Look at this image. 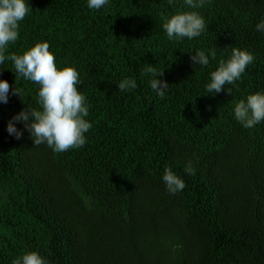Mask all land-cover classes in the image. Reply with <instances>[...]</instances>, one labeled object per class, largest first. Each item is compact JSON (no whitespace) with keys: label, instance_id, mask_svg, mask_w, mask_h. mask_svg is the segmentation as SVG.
<instances>
[{"label":"trees","instance_id":"1","mask_svg":"<svg viewBox=\"0 0 264 264\" xmlns=\"http://www.w3.org/2000/svg\"><path fill=\"white\" fill-rule=\"evenodd\" d=\"M28 3L7 54L48 42L58 67L79 72L92 128L82 148L62 153L34 145L19 122L15 139L8 122L39 109V85L15 82L11 61L0 65V79L22 91L0 103V264L27 251L50 264H264V121L244 128L234 118L237 102L264 93L256 29L264 0H206L198 9L184 0H108L99 10L87 0ZM193 10L206 30L168 40L162 17ZM234 47L253 63L235 85L207 93ZM197 51L209 55L207 66L193 64ZM149 64L164 71V99L149 86ZM125 78L137 87L121 92ZM166 168L186 184L175 195Z\"/></svg>","mask_w":264,"mask_h":264},{"label":"clouds","instance_id":"2","mask_svg":"<svg viewBox=\"0 0 264 264\" xmlns=\"http://www.w3.org/2000/svg\"><path fill=\"white\" fill-rule=\"evenodd\" d=\"M168 2L172 4L173 0ZM205 3L206 0H184V4L191 9L201 8ZM107 4L108 0H87L89 9L99 10ZM30 8L28 0L27 2L0 0V65L6 60L11 61L15 82L23 78L39 85L37 93L39 109L29 107L22 109L8 122L7 132L17 140L21 139L23 131L15 126L19 122L30 134L34 145L46 144L55 153L82 148L86 144L85 133L92 128V124L85 119L89 115V108L85 95L78 88L82 81L77 69L73 66L58 67L56 57L46 41L35 43L23 54H7L8 46L18 40L20 22L29 14ZM162 20V27L168 40L171 41L199 37L207 27L204 18L194 10L177 12L170 17H162ZM256 29L264 32V21L258 23ZM210 56L215 59L216 52L211 51ZM190 58L194 65L209 64V55L204 51H197ZM253 61L252 53L232 48L230 57L226 60L221 59L218 68L210 73V82L207 83L205 91L216 94L223 91L226 85H235ZM144 74L153 77L149 80V86L159 98L164 99L170 85L166 80L157 79V76L164 75V71H159L149 64L144 69ZM117 87L121 92H126L134 90L137 83L135 79L125 78L117 84ZM227 91L231 94L232 89L228 87ZM10 93L20 98L22 96L20 88L12 87L7 80L0 79V103L7 104ZM234 118L244 128H253L264 121V93L250 94L246 101L242 99L237 102L234 106ZM185 172L190 175L195 174L191 161L185 166ZM162 178L172 195L186 187L184 180L171 168L165 169ZM12 264H50V262L37 251H27L15 258Z\"/></svg>","mask_w":264,"mask_h":264}]
</instances>
